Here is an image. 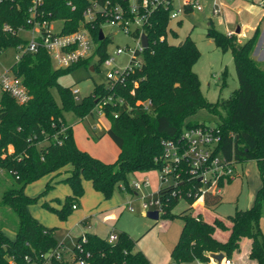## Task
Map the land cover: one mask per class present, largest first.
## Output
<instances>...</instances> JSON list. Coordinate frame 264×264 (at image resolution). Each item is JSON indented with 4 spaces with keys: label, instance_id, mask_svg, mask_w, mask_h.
<instances>
[{
    "label": "trees",
    "instance_id": "16d2710c",
    "mask_svg": "<svg viewBox=\"0 0 264 264\" xmlns=\"http://www.w3.org/2000/svg\"><path fill=\"white\" fill-rule=\"evenodd\" d=\"M67 1L45 0L44 10L50 19L67 20L64 32H72L79 28L88 0H72L75 10ZM29 5L30 0L0 3V45L6 49L24 39L3 30V24L9 23L14 29L28 26ZM171 10L172 5L168 3L152 13L146 28L149 46L143 51L142 67L127 75L124 82L112 87L97 86L93 94L80 101L75 99L73 88L60 84L59 78L87 59L67 68H56L51 56L40 50L24 54L11 66L22 78L31 98L20 104L8 93L0 92V167L6 169L10 178L3 186L0 205L11 208L18 217L16 227L9 228L15 233L14 240L0 225V264H43L44 255L62 245L55 236V228L45 226L30 211V205L36 200L26 192L31 182L67 164L73 165L65 178L72 187V194L60 209H55L66 219L77 205L75 200L84 194L83 178L90 180L93 187L107 197L117 185L131 190L128 182L131 173L162 167L163 140L180 142L185 128L206 125L191 119L201 108L220 117L216 127L221 133L223 154L236 162L256 161L262 186L251 207L238 209L227 218L230 227L218 217L208 222L201 218V213L194 215L187 210L181 213L184 226L171 253L174 264L208 262L217 252L230 256L240 249L244 237L252 240L249 257L264 264V233L260 225L264 214V65L254 56L259 27L243 45H237L235 35L229 37L210 27L209 36L224 50L231 49L239 79L238 89L229 98L213 103L204 97L199 76L193 70L201 55L195 41L190 36L180 43L168 41L170 31L177 36V32L169 28ZM186 10L192 9L187 7ZM49 12L52 15H48ZM90 27L95 41L99 42L96 53L103 62L108 56V40H99L101 20ZM96 67L95 64L94 69ZM54 86L58 88L61 103L54 98ZM108 96H113L114 101L103 106L111 121L107 134L120 149L113 163H106L78 147L73 127L64 116V112H73L85 118ZM148 100L152 102L150 109L140 103ZM191 184L201 185L197 179ZM172 187H161L159 192L162 214L175 218L177 215L172 209L180 199L172 197ZM204 196L208 208L222 201L221 193L206 191ZM217 228L230 231L227 240L215 237ZM118 234V239L111 242L107 237L86 232L84 247L90 252L87 263L151 264L147 256L136 249V239L126 231ZM81 239L82 235L77 240ZM79 257L75 251L72 262H77ZM53 263L70 264L63 257L53 259Z\"/></svg>",
    "mask_w": 264,
    "mask_h": 264
},
{
    "label": "rangeland",
    "instance_id": "374dc122",
    "mask_svg": "<svg viewBox=\"0 0 264 264\" xmlns=\"http://www.w3.org/2000/svg\"><path fill=\"white\" fill-rule=\"evenodd\" d=\"M193 1L195 2V0ZM196 1L200 2L202 9L199 10L195 7L187 11L182 5V0H172V10L177 12L181 9L183 11L177 18L170 21L169 28L176 31L177 36H174L170 31L168 41L180 43L187 36L195 41L201 55L194 64L193 70L199 76L204 97L215 103L229 98L238 89L239 79L231 49L224 50L213 37L209 36L210 27L229 37L235 35L237 45H243L259 27L261 33L255 51L259 48V45L261 51L256 59L261 62V65H264V61L259 59L264 52V10L262 0ZM217 10L218 13H216ZM63 22V20L54 21L53 29L59 31ZM238 29L241 31L238 32ZM112 30L111 26H104L106 33L112 32ZM228 32H233V34L230 35ZM22 35L28 36V33L22 32ZM98 43L93 48L91 56L86 58L87 61L72 68L59 78L60 84L79 89L78 96L81 100L83 97L93 94L97 86L108 85L107 73L110 67L99 60V55L95 51ZM118 45H129L134 48L137 43L124 32H116L115 38L108 41V53L115 57V64L123 69L129 62L130 55L127 53L114 55ZM15 54L16 49L14 47H10L0 54V73L3 69H9L15 63ZM95 64L97 67L92 70L91 67ZM52 92L56 101L61 103L57 86L52 87ZM64 116L67 124L73 126L78 147L106 163H113L117 160L120 149L111 136L107 134L111 121L104 112L98 110V107L85 118H81L73 112H64ZM191 119L209 126H217L220 122L219 116L205 108L199 109ZM94 127H96L97 133L93 131ZM72 170L73 165L67 164L58 170L42 175L27 186V193L36 198L30 205L32 214L44 220L43 222L48 227L55 228L54 232L57 240L59 243L65 241L64 244L69 251L73 249L75 232L81 231L80 227L92 226L90 231L104 237H107L112 230L114 232L126 231L137 240L136 249L141 250L151 264L175 263L171 253L184 226V219L180 214L185 210L191 211L194 215L201 213V218H207L210 221L214 217H220L227 224V218L234 215L238 209H247L250 207L249 205H253L255 195L262 186V178L256 161L238 162L233 178L224 181L221 185L222 201L216 207L196 206L186 199H181L172 209L177 217L171 218L161 213L160 218L155 220L150 218L147 213L150 210H157L158 206L144 209L142 204L144 201L159 198V189L164 184L160 169L131 173L128 176L129 186L132 185L131 190L125 186L121 185L120 187L117 185L109 197L102 191L96 190L90 180L83 178L84 194L75 200L79 209L73 210L65 219L55 209H60L66 198L72 193L70 183L64 179L65 173ZM146 177L150 178L149 185L139 190L133 188L135 180L143 181ZM9 179L7 172L1 173L0 195L3 186L9 183ZM130 207H133L134 210H131ZM17 219L16 213L11 208L0 205V225L6 228L7 234L12 240L15 239V233L9 228L16 227ZM83 219H87V222L82 223L84 222ZM68 223H71L72 226L66 228V226H69ZM262 226L264 229V222ZM67 229L74 230L72 234L75 236H68ZM238 251H234L230 256L223 253L224 257L222 259H232ZM213 254L211 258L215 259ZM217 261L218 259H215L214 264H217ZM71 262L70 264H78ZM246 262L257 264L256 261L247 260ZM190 264L200 263L193 261ZM209 264H212V262Z\"/></svg>",
    "mask_w": 264,
    "mask_h": 264
},
{
    "label": "built area",
    "instance_id": "2783aa9c",
    "mask_svg": "<svg viewBox=\"0 0 264 264\" xmlns=\"http://www.w3.org/2000/svg\"><path fill=\"white\" fill-rule=\"evenodd\" d=\"M5 0H0V3ZM170 3L172 0H88V4L83 11V17L80 20V26L72 32H64V25L67 20H63V25L59 31L53 29L55 19H50L44 10L45 0H30L28 7V26H20L14 29L9 23L3 24V30L15 35L21 36L24 41L16 46L15 62H19L26 53H37L45 50L52 58L57 68H67L73 66L82 60L91 56V52L96 45V41L92 34L94 22L101 20V29L104 32V40H113L116 32H124L131 36L137 43L136 47L129 45H118L114 51V55L127 53L130 55L127 65L120 69L115 64V57L108 53L103 61L110 68L107 73L108 85L113 86L116 83L125 81L127 75L132 73L143 65V51L146 49L142 43V36L147 35L146 28L150 24L152 13L162 4ZM67 5L76 9V5L72 0L67 1ZM182 5L186 10L187 7L193 9H202L199 1L182 0ZM264 5V0H262ZM183 10L177 12L170 11L169 20L177 18ZM218 13V10L216 11ZM48 15H52L51 12ZM111 26L112 32L106 33L104 26ZM22 32H27L28 36H23ZM228 34L232 35L233 32ZM10 48V47H8ZM7 48V49H8ZM0 45V54L7 50ZM97 50V47L95 51ZM75 99L80 101V91L77 88L72 89ZM0 92H6L11 95L18 103H27L31 96L28 89L23 84L21 77H18L14 70L3 69L0 73ZM113 96L102 99L98 105V110L103 111V106L113 102ZM122 103L123 100L119 98ZM147 109L152 107L151 100L140 102ZM180 142L173 140H163L164 151L161 156L163 165L161 170V179L164 186H173L171 189L172 197L178 199L193 198L192 202L196 206L205 207L204 194L206 191L212 193H221V181H226L235 175V167L238 162L228 159L221 151V133L216 126L196 125L190 126L183 130ZM61 142V141H60ZM43 142H41L42 144ZM9 150L14 149L10 145ZM7 172L5 168L0 167V175ZM197 179L201 185H192V180ZM150 184V178L146 177L143 181L135 180L133 188L139 190ZM132 187V185L130 186ZM160 187V188H161ZM160 193V192H159ZM144 209L151 206H158L160 214L163 212L161 195L157 199L144 201L142 204ZM73 208H77L74 205ZM134 210L133 207H130ZM119 237L118 232L111 231L107 238L109 241H116ZM87 241L85 234L81 240H76L72 254L78 251L80 257L76 263L88 264L86 258L90 256V252L85 250L84 243ZM63 245L55 248L44 255L45 262L43 264H54L53 259L62 258ZM84 255V257H83ZM28 259V257H27ZM200 264H208L201 262ZM224 264H233L229 258L224 259Z\"/></svg>",
    "mask_w": 264,
    "mask_h": 264
},
{
    "label": "crops",
    "instance_id": "0c3cea01",
    "mask_svg": "<svg viewBox=\"0 0 264 264\" xmlns=\"http://www.w3.org/2000/svg\"><path fill=\"white\" fill-rule=\"evenodd\" d=\"M263 10H264V8H263ZM264 17V16H263ZM262 21V20H261ZM241 31V30H240ZM229 33V32H228ZM261 33V32H260ZM262 45V44H261ZM260 51H261V46L259 45V48L254 52V56H255V58H256V56H258L259 55V53H260ZM259 59H261V60H263L264 61V52L262 53V55H261V57L259 58ZM258 60V59H257ZM70 125V124H69ZM73 127V126H72ZM93 131L94 132H96L97 130H96V127H94L93 128ZM97 133V132H96ZM67 175H68V173H65V175H64V179L67 177ZM91 182V181H90ZM91 184H92V182H91ZM93 186V185H92ZM26 192H27V187H26ZM72 194V193H71ZM30 195V194H29ZM256 196V195H255ZM254 199V198H253ZM250 207H251V205H249ZM249 208V207H248ZM77 209H79V206H78V204H77V208H75L74 210H77ZM206 209V208H205ZM208 210V209H207ZM45 216H46V214L45 213H43ZM34 215V214H33ZM83 215V214H82ZM39 221H41L45 226H47V224L45 223V222H43L44 220H42L41 218H39L37 215H34ZM216 217H214V219H215ZM220 218V217H219ZM214 219L212 220V221H210V220H208L207 218H205V220L206 221H208V222H213L214 221ZM83 221L84 222H82V223H86L87 222V219H83ZM264 222V214L262 215V218H261V222H260V225H261V228H262V230H263V233H264V229H263V226H262V223ZM68 225L69 226H66V228H68V227H70V226H72V224L71 223H68ZM227 225L230 227L231 226V223L228 221V223H227ZM48 227V226H47ZM80 230L81 231H77V232H75L76 233V236L75 235H73L72 233H74L73 231H71V230H68L67 229V234H68V236H71L72 235V237L73 236H75L74 237V239H75V241L78 239V237H80L81 235H83V234H85L86 232H92V233H95V232H93V231H90V230H92V226H89V227H80ZM89 230V231H88ZM220 230H222V229H219L218 230V228L216 229V233L214 234L215 235V237L216 238H218V239H220V240H222V241H225V240H227V238L229 237V234H230V231L229 230H222V231H220ZM113 231V230H112ZM95 234H97V233H95ZM219 236V237H218ZM101 237H104V236H101ZM74 241V242H75ZM65 241H62L61 242V244L63 245V249H62V252H63V258L67 261V262H71L72 260H73V254H72V250L71 251H69L67 248L68 247H66L65 246ZM251 244H252V240L250 239V238H247V237H244V238H242V240H241V242H240V249H239V251L237 252V253H235V255L233 256V260H232V263L233 264H248L246 261L248 260V261H256V260H252L250 257H249V253H250V250H251ZM243 248H244V250H243ZM66 249H67V251H66ZM66 251V252H65ZM71 253V254H70ZM230 259V258H229ZM214 260L215 259H212V260H210V261H208V264L209 263H211L212 262V264H214ZM195 261H198V260H195ZM199 263H200V261H198ZM257 262V261H256ZM72 263V262H71ZM190 263H192V262H190ZM190 263H183V264H190ZM217 264H224V260L222 259L221 260V262H219V261H217L216 262ZM257 264H258V262H257Z\"/></svg>",
    "mask_w": 264,
    "mask_h": 264
},
{
    "label": "water",
    "instance_id": "95a60500",
    "mask_svg": "<svg viewBox=\"0 0 264 264\" xmlns=\"http://www.w3.org/2000/svg\"><path fill=\"white\" fill-rule=\"evenodd\" d=\"M239 31H240V29H238V32ZM104 39H105V35H104L103 30L101 29L99 31V40L102 41ZM142 43H143L145 48H147L149 46V39H148V36L146 34H144L142 36ZM91 69L94 70V66H92ZM147 215L152 219L158 220L160 218V211L158 209L157 210H150V211H148ZM213 256L215 259H218V261L221 262L222 258L224 257V254L223 253H214Z\"/></svg>",
    "mask_w": 264,
    "mask_h": 264
}]
</instances>
